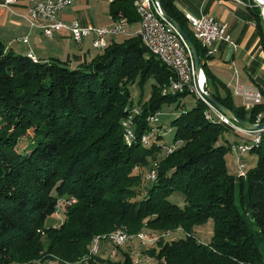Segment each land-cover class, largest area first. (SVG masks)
<instances>
[{
  "label": "trees",
  "instance_id": "trees-1",
  "mask_svg": "<svg viewBox=\"0 0 264 264\" xmlns=\"http://www.w3.org/2000/svg\"><path fill=\"white\" fill-rule=\"evenodd\" d=\"M135 1L113 0L111 16L129 26L139 21ZM161 3L197 46L209 89L206 49L175 0ZM108 42L89 62L71 66L7 49L0 37V264H34L43 257L48 261L41 264H142L129 252L118 260L92 253L96 235L120 227L132 234L143 227L182 230L149 249L155 250L154 264H264V131L250 151L256 164L246 176L233 174L226 156L234 144L224 139L231 129L207 117L209 104L195 97L185 106L189 91L163 93L173 71L141 36ZM135 82L141 98L146 85L151 95L129 127L126 106ZM209 92L240 118L264 120V102L248 109L235 106L231 95ZM171 104L181 108L171 124L172 143L161 142L162 134L144 141L145 133L161 130L149 116ZM23 136L29 142L21 148ZM167 146L175 148L168 152ZM154 166L156 179L142 186L143 176L134 170ZM177 192L183 205L170 199ZM71 198L76 202L65 204L64 221L47 224L59 202ZM210 219L213 236L204 243L195 228Z\"/></svg>",
  "mask_w": 264,
  "mask_h": 264
},
{
  "label": "crops",
  "instance_id": "crops-1",
  "mask_svg": "<svg viewBox=\"0 0 264 264\" xmlns=\"http://www.w3.org/2000/svg\"><path fill=\"white\" fill-rule=\"evenodd\" d=\"M112 1L75 0L60 11L59 18L65 21L77 19L84 25L109 26L113 21L109 12ZM100 3H103V8L99 14ZM175 4L185 16L211 15L227 26L231 41H219L216 43L215 54L204 58L213 73L209 90L223 97L231 95L235 106L248 108L244 97L234 93L239 84L244 88L261 90L264 102V22L256 18L251 9L232 0H175ZM26 8V1H17L7 6L4 5V0H0V37L7 49L45 61L56 57L71 66L87 63L101 51L93 47L94 33L87 36L81 45L76 44L66 30L55 32L53 37L45 36L40 27L30 26L21 16ZM137 27L138 21L131 23L130 33L135 32ZM126 37L128 36L116 35L108 40L123 41ZM23 38H28V42L25 43ZM29 50L33 51L34 56L28 53ZM232 131L240 139L250 137L242 131ZM237 143L241 142L234 141L233 144ZM115 254L123 257V253ZM106 255H109V251L103 256Z\"/></svg>",
  "mask_w": 264,
  "mask_h": 264
},
{
  "label": "built area",
  "instance_id": "built-area-1",
  "mask_svg": "<svg viewBox=\"0 0 264 264\" xmlns=\"http://www.w3.org/2000/svg\"><path fill=\"white\" fill-rule=\"evenodd\" d=\"M17 1L28 2V7L25 13V17L29 20L33 26L40 27L42 32L47 37H52L55 32L66 30L71 34L73 41L81 45L84 39L91 33L95 34L93 40V47L99 50H103L109 44L108 38L116 35L141 36L144 44L149 51L154 54L163 64H166L168 68L173 71V79L175 81V92H168L166 94L189 91L194 97H200L208 101L203 95L207 86L206 76L203 74L200 78L196 77L195 64L191 49L189 51H182L180 48V39H173L172 30H176L172 24L164 17V20H153L149 17L150 0H136L137 4L142 5L146 9V18L138 21V27L135 32L130 33L128 28V22H118V18H113L112 23L109 26H95L84 25L79 20L74 19L72 21H65L59 18V13L66 7L70 6L75 0H4V5H9ZM239 5H243L251 9L255 17L264 22V0H232ZM157 9V8H156ZM186 18L188 22H194L196 27V34L199 41H204L208 45V55L213 56L216 52V43L219 41H231L230 34L227 32V26L217 21L213 16L201 14H187ZM129 21V20H128ZM182 39L184 37L182 36ZM25 43L28 42V38L22 39ZM28 53L33 54V51L29 50ZM189 78H197V87L189 88ZM166 89V88H165ZM257 88H244L237 84L234 93L241 95L246 100V104L251 108L255 105L261 104L263 99L258 98ZM206 93H209L207 91ZM140 113L137 109L129 111V118H125L129 127H134L135 114ZM211 113L214 118H223L227 120L228 126L233 130L242 131L250 135L248 139H245L241 143L236 144V149H241V156L238 158L237 176H246L247 174V162L242 161V154L249 153V141L256 139L258 131L251 132L243 129L237 123L230 118L222 114L211 104ZM161 113H155L150 115L149 118H154L156 121H160ZM261 118H257V122H261ZM159 131V130H156ZM156 131H150L145 133V136L149 141L153 140ZM174 146H167V151L172 152ZM157 174L149 173V178L154 181ZM69 200H72L69 199ZM119 239H126V235H120L115 240L107 241V243L114 244ZM145 239V235L143 236ZM100 243H97V247ZM97 247L95 251H97ZM95 254V253H94Z\"/></svg>",
  "mask_w": 264,
  "mask_h": 264
},
{
  "label": "rangeland",
  "instance_id": "rangeland-1",
  "mask_svg": "<svg viewBox=\"0 0 264 264\" xmlns=\"http://www.w3.org/2000/svg\"><path fill=\"white\" fill-rule=\"evenodd\" d=\"M27 5H29L28 2H26V7H28ZM102 8H103V3H100V5H98L99 14H100V11ZM26 10H27V8H26ZM26 10L23 14H21V16L24 18V20L30 26H33L32 23L29 20H27V18L24 16L26 13ZM33 27H35V26H33ZM86 39H87V37L84 39V41ZM33 56H34V54H33ZM130 90L132 93V102L126 106V110L131 111L132 109H137V110L141 111L143 104L146 101H148V99L150 98L151 89L149 88L148 85H146L145 91L143 92V95H142V98H141L142 92H141L140 86L137 84V82H135L134 84H130ZM183 99H184L183 103H185V106L186 105L191 106L195 102L194 101V95H192V94L187 95ZM180 111H181V108H177L176 104L164 106V108L162 109L161 115H160L161 130L159 132L156 131V130H159V128L154 130L156 132H155L154 136L152 137L153 141L156 139L158 134H162V135H164L163 136L164 139L161 140V142L172 143L174 132H173V129L171 127V124H172L173 119L178 115V113H180ZM225 124L228 125L227 123H225ZM228 127H230V126H228ZM170 128L172 129V131ZM230 129H231V127H230ZM232 130L233 129H231L225 133L224 139H228L229 142H231L232 144L234 143V141L235 142H243L245 140L243 138L240 139V137L237 136L236 132H234ZM144 138L147 139L145 136H143V140H144ZM221 141L225 142L222 138H221ZM28 142H29V137L23 136L21 138V141H20L21 148L26 147ZM235 146H236V144L233 145V148L227 154L226 159H227V165H228L229 170L232 173L236 174L237 173V166H238V158H239V156H241V154H240L239 150L236 149ZM174 148H173V150H174ZM163 155H164V152H162L161 154H158L157 158L160 159ZM242 156H244V159L246 160L245 161L242 157V161L247 162V169H249L250 167H252L256 164L257 157L255 154H252L249 152V153L242 154ZM153 169H155L157 171L155 166L151 170H149L148 167L140 169V170H138V169L134 170L136 173L142 174V176H143V181H142L143 185L142 186L148 185L149 180H151L149 178V173L155 172V170H153ZM170 199L172 201L180 204V205L184 204V197L181 193H178V192L174 193L170 197ZM75 202H76V199L74 201L70 200L69 202H65V203H62V201H60L59 205H58V211L53 215L52 220L49 219L47 221V224H50V222L54 223V224H60V222L64 221V219H65V204L70 205V204L75 203ZM213 227H214V222L212 219H210L205 224L197 226L195 228V234L202 242L209 243L212 239V236H213ZM120 228H123L124 230L128 231L126 229V227H120ZM120 228H118V229H120ZM181 231L182 230L179 229V230L174 231V232H165L164 233V232H159V231H155V230L143 227L142 230H140L136 234H132L128 231V233H129L128 234L129 238L127 239L128 241H125L122 244L104 243L107 241H104V242L102 241L100 243V246H99L100 249L98 250L97 253H99V255L103 256L109 251V255H106L103 257L110 258L112 260H118L122 257H120V255H117L115 253L129 252L130 254L133 255L134 260L139 262V263L154 264L156 260H155V258L150 256V254L154 253L155 250H149V249H154V247L157 246V241L160 237H163L164 239L171 240V239L178 238V237L182 236L183 233ZM104 234H106V233H104ZM99 235H103V234H99ZM99 235H96L95 237H97ZM141 235H145V239H142ZM92 248H93V245H92L91 249ZM105 250H107V252ZM263 251H264V247H263ZM44 261L46 262L48 260H46V258L43 257V258H40V259L34 261L35 262L34 264H41V262H44ZM49 263L50 264H59L56 260H49ZM16 264H33V263H16ZM79 264H84V263L79 262Z\"/></svg>",
  "mask_w": 264,
  "mask_h": 264
},
{
  "label": "bare ground",
  "instance_id": "bare-ground-1",
  "mask_svg": "<svg viewBox=\"0 0 264 264\" xmlns=\"http://www.w3.org/2000/svg\"><path fill=\"white\" fill-rule=\"evenodd\" d=\"M154 4H155V5H154ZM150 6H156V7H149V17H150V19H153V20H162V19L159 17V15L164 19V16H163V14H162V12H161V10H160V7H159V5H158V3H157L156 0H150ZM135 7H136L137 13H138V15H139V17H140V20H144V19L146 18V9H145V7H142V5L137 4L136 1H135ZM156 8H157V9H156ZM158 14H159V15H158ZM118 22H127V21H125V20H119ZM189 24L191 25V28H192V30H193V32H194V35H195L196 39L199 41V38L197 37V34H196L195 23H194V22H189ZM172 37H173V39H180V48H182V51H188V49L190 50V47H189V45L187 44L186 40H185V39H182L181 34H179L176 30H172ZM199 42H200V44L202 45V47H203L204 49H206V50H205L206 55L209 56V55H208V45H207V43L204 42V41H199ZM185 44H186L187 46H186ZM187 47H188V48H187ZM33 58H34V57H33ZM34 59H35V58H34ZM201 72L204 74L203 70H202ZM206 83H207V79H206ZM196 87H197V78H189V88H196ZM165 88H166V89H165ZM166 90H167L168 92H175V81H174V80H172L168 86H164V87L162 88L163 93H166ZM194 98H195V97H194ZM258 98L262 99L261 91H258ZM195 99H196V98H195ZM203 100H205V99H203ZM205 101H206V100H205ZM206 102L209 104V106H210V108H211V103H210L209 101H206ZM137 114H138V113H137ZM207 117H208V118H212L213 116H212V114H210V112H209V114H207ZM153 119H154V118H153ZM218 119H219L220 121H222V122L228 124L227 120H224L223 118H218ZM154 121H156V120H154ZM124 124H125V126H127V125H128V122H124ZM262 132H263V131H262ZM130 137H132V133H131L130 130H128V136H127L128 141L131 140ZM261 138H262L261 131H258V134H257V136H256V139H251V140L249 141V149L252 150L254 147L258 146V144H259L260 141H261ZM144 141H148V139H145V138H144ZM235 147H236V146H235ZM238 150H239V152H240V154H241V149H238ZM151 174H156V171H155V172H152ZM72 200L74 201V199H72ZM128 234H129V233H128L126 230H124V229H119V230H117V231H115V232H112V233L99 235V236H97V237L94 238V240H93V248H92L91 251H92L93 254H94V253L97 254L98 250L100 249V247H99L100 245H98V247H97V243H101L102 241H111V240H115V238H118L120 235H126V239H119V240H117V241L114 242V244H122V243H124L125 241H128V240H127V239L129 238V235H128ZM143 236H144V235H141V238H142V239H143ZM131 239H132V238H131ZM96 247H97V251H95ZM92 253H91V254H92Z\"/></svg>",
  "mask_w": 264,
  "mask_h": 264
},
{
  "label": "water",
  "instance_id": "water-1",
  "mask_svg": "<svg viewBox=\"0 0 264 264\" xmlns=\"http://www.w3.org/2000/svg\"><path fill=\"white\" fill-rule=\"evenodd\" d=\"M160 10L163 14V16L172 24V26L176 29V31L181 34L184 39L186 40L187 44L189 45L193 59H194V64H195V72H196V77L200 78L203 73L201 72L203 69L202 66V59L199 54V50L195 43L193 42L192 38L188 35V33L182 28V26L174 19L172 18L164 9L161 0H156ZM205 74V73H204ZM209 91L208 85L205 87L204 91H202V95L216 108L218 109L222 114L230 118L232 121L237 123L240 127H242L245 130L255 132V131H264V120L261 122H250L248 120L242 119L237 114L227 106L223 105L220 101H218L211 93H206Z\"/></svg>",
  "mask_w": 264,
  "mask_h": 264
}]
</instances>
